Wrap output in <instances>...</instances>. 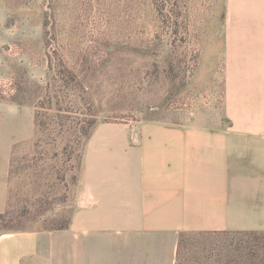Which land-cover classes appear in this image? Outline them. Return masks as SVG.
I'll return each instance as SVG.
<instances>
[{
    "label": "rangeland",
    "instance_id": "374dc122",
    "mask_svg": "<svg viewBox=\"0 0 264 264\" xmlns=\"http://www.w3.org/2000/svg\"><path fill=\"white\" fill-rule=\"evenodd\" d=\"M226 0H0V234L66 225L100 122L208 124L225 84ZM264 232H187L177 264H250Z\"/></svg>",
    "mask_w": 264,
    "mask_h": 264
},
{
    "label": "crops",
    "instance_id": "0c3cea01",
    "mask_svg": "<svg viewBox=\"0 0 264 264\" xmlns=\"http://www.w3.org/2000/svg\"><path fill=\"white\" fill-rule=\"evenodd\" d=\"M222 34L220 116L98 123L69 225L1 233L0 264H177L185 232L264 231V0H226Z\"/></svg>",
    "mask_w": 264,
    "mask_h": 264
},
{
    "label": "trees",
    "instance_id": "16d2710c",
    "mask_svg": "<svg viewBox=\"0 0 264 264\" xmlns=\"http://www.w3.org/2000/svg\"><path fill=\"white\" fill-rule=\"evenodd\" d=\"M3 214H5V213H0V218H2V219L4 217ZM69 223H70V219H69V221L67 222L66 225H62L60 227H55V228H51V229H63L65 227H67L69 225ZM45 230H48V229H45ZM20 231H22V230H20ZM249 231H256V230H248L247 232H249ZM237 232H244V231H237ZM256 232H264V231H256ZM185 233H187V232H185ZM185 233L182 234L180 245H181V242H183V237H184ZM179 257H180V247H179V251H178V259H179ZM250 264H264V257H261L260 259H258V255H256L255 256V261L251 262Z\"/></svg>",
    "mask_w": 264,
    "mask_h": 264
}]
</instances>
